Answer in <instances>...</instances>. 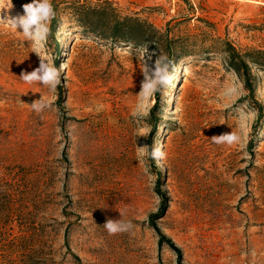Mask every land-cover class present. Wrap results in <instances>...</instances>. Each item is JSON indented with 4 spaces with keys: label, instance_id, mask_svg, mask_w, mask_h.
<instances>
[{
    "label": "rangeland",
    "instance_id": "rangeland-1",
    "mask_svg": "<svg viewBox=\"0 0 264 264\" xmlns=\"http://www.w3.org/2000/svg\"><path fill=\"white\" fill-rule=\"evenodd\" d=\"M11 3L0 10V181L17 198L7 232L21 238L15 264H177L151 216L182 264H264V68L250 65L248 98L225 63L226 44L264 60V0H51L55 41L40 55L63 65L54 92L20 77L39 67L40 46L6 21L32 0ZM78 7L163 34L177 60L173 86L143 98L162 47L90 35ZM39 99L51 108L36 113ZM97 131L112 135L100 175L89 171ZM231 132L232 145L211 139ZM154 147L166 158H151ZM108 219L133 228L109 235Z\"/></svg>",
    "mask_w": 264,
    "mask_h": 264
},
{
    "label": "trees",
    "instance_id": "trees-1",
    "mask_svg": "<svg viewBox=\"0 0 264 264\" xmlns=\"http://www.w3.org/2000/svg\"><path fill=\"white\" fill-rule=\"evenodd\" d=\"M77 13H75V21L78 25L85 30L86 33L101 38H110L118 42L129 43L132 46H140L145 43H154L155 49L158 46L162 47L163 54H165L170 61V66L168 72L173 69L177 60L172 58L173 47L170 43H164V35L159 33L152 25L134 19L130 17H113L111 22L104 21L103 16L107 12L105 10H95L91 9L88 12L93 15L94 20H86L87 12L81 11V8H76ZM79 10V11H78ZM102 15V17L100 15ZM55 34V18L51 20L50 25V35L48 38L54 40ZM226 65L229 70H231L240 80L247 92V97H253V83H255L256 76L252 74L250 65H254L257 68H264V60H258V58H263V54L260 51H251L244 54H239L231 45L226 44L225 46ZM158 105V101H155L154 106L151 109L153 114L155 108ZM259 111V108H257ZM157 128V123L153 124L152 130L148 135L151 139L152 135ZM165 199V197L163 198ZM17 198L14 189H11L9 184L0 181V264H15V261L11 259V255L17 249V242H20V237H11V234L7 233L10 230L16 214ZM151 216L150 226L156 233L158 237V245H167L176 254L177 264H182L181 262V252L180 250L168 239L156 226L153 218ZM7 227V229H5ZM6 230V231H4ZM4 231V232H3Z\"/></svg>",
    "mask_w": 264,
    "mask_h": 264
},
{
    "label": "clouds",
    "instance_id": "clouds-1",
    "mask_svg": "<svg viewBox=\"0 0 264 264\" xmlns=\"http://www.w3.org/2000/svg\"><path fill=\"white\" fill-rule=\"evenodd\" d=\"M13 7L11 0H8L7 9ZM4 9V0H0V10ZM24 15L8 19L13 29H21L23 36L27 41L39 45V48L34 49V52L39 56V67L31 72H22L21 79L28 84L40 83L47 86L50 91H55L61 83V71L63 65L58 69L54 62H46V59L40 55V50L43 44L47 41L50 35V22L55 18V10L51 0H32V3L23 5ZM3 21V19H0ZM170 61L165 54H161L155 60V79L149 80L147 67L145 72V81L142 83L141 95L147 99L149 95L157 91H164L168 87L173 86V80L178 79L173 73L169 74L168 69ZM50 102H45L43 99L35 100L31 103L32 109L36 113H41L45 109L51 108ZM213 143L232 145L239 141L236 133H223L214 135L212 138ZM151 158L156 159L158 162L166 158V153L159 147H154L150 153ZM104 227L109 235H116L119 233L128 232L133 228L131 222H124L123 220L108 219L104 223Z\"/></svg>",
    "mask_w": 264,
    "mask_h": 264
},
{
    "label": "bare ground",
    "instance_id": "bare-ground-1",
    "mask_svg": "<svg viewBox=\"0 0 264 264\" xmlns=\"http://www.w3.org/2000/svg\"><path fill=\"white\" fill-rule=\"evenodd\" d=\"M171 101V100H170ZM112 137L111 134L106 133L104 131H97V133L94 135V141H93V156L92 159L90 160V167H89V171L91 170H96L98 171L97 173H95L96 175H100V170H101V162L103 161V158H105L107 156V146L106 144L108 143V140ZM89 174V173H88ZM87 175V174H86ZM95 176V175H94ZM93 176V177H94ZM92 177V175H91ZM90 177V178H91ZM90 183V182H89ZM89 186L92 187V185L90 184ZM99 186V182L95 183L94 188L96 191H98V187ZM101 186V184H100ZM100 191V190H99ZM93 192V191H92ZM96 193V192H95ZM96 199V198H95ZM99 199V198H98ZM97 203V202H96ZM93 204V203H92Z\"/></svg>",
    "mask_w": 264,
    "mask_h": 264
}]
</instances>
